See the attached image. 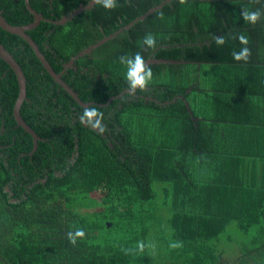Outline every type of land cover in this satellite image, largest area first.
Listing matches in <instances>:
<instances>
[{"label":"trees","instance_id":"trees-1","mask_svg":"<svg viewBox=\"0 0 264 264\" xmlns=\"http://www.w3.org/2000/svg\"><path fill=\"white\" fill-rule=\"evenodd\" d=\"M89 1L28 3L58 19ZM162 1L117 0L114 10L95 4L64 24L41 20L26 31L58 73L133 22L61 75L104 113L103 134L79 122L84 107L28 43L0 27V42L26 78L22 107L32 109L21 116L43 131L37 147L71 155L44 183H33L29 162L22 171L0 165V264H264V18L252 25L240 15L264 8V0H170L133 21ZM0 11L12 25L34 18L24 0H0ZM146 33L155 35V49L143 45ZM238 34L248 37L246 62L232 58L242 47ZM136 52L164 61L147 63L152 81L129 95L119 58ZM17 95L16 76L0 58L6 128L15 125L9 113ZM178 95L195 122L184 100L170 101ZM40 102L48 112H38ZM43 114L47 127L34 124ZM77 228L85 238L74 246L66 234ZM174 241L183 246L170 248Z\"/></svg>","mask_w":264,"mask_h":264},{"label":"flooded vegetation","instance_id":"flooded-vegetation-1","mask_svg":"<svg viewBox=\"0 0 264 264\" xmlns=\"http://www.w3.org/2000/svg\"><path fill=\"white\" fill-rule=\"evenodd\" d=\"M69 60L63 62L62 70L60 71L61 74H63V72H65L74 65V63L72 64V66L67 65ZM25 101H27V98ZM48 107L49 105L47 104V102H40V104L38 105L39 108L38 112L39 111L48 112ZM31 109L32 106L30 105H26L23 107L21 105L20 115H23L24 110L26 113H29ZM5 110H6L5 101L3 98H0V165H2L4 169L5 168H8L9 170L17 169L19 171H22L27 169L25 166L28 162L31 163L33 169L30 171L33 176V183L36 182L44 183L53 174L59 175L60 174L59 166L61 164L63 165L67 164L71 158V155H67L65 151L52 152L51 150L47 151V149L37 147L38 141L44 140L43 136L41 135V132L43 131L41 132L35 131L31 127V124L26 123L25 120L22 118L24 122L28 124L30 128L39 137L37 140V145L36 147H34L33 136L28 131H26L21 125L18 124V122L16 121L13 115V108L9 113V118L11 119V121L13 120L15 122V125L6 128L4 124L6 122H9V120L7 119L6 115H4ZM42 117H44L43 122H41L42 120L40 118H37V121L34 124L37 123L47 127L49 120L45 118L44 114L42 115ZM44 142L50 143L51 141L46 140ZM29 143H31V146H29ZM55 149L56 148L54 147L53 150ZM37 151L39 152L37 153ZM3 192L7 193V195H12V191L10 190V187L7 184L4 185Z\"/></svg>","mask_w":264,"mask_h":264},{"label":"water","instance_id":"water-1","mask_svg":"<svg viewBox=\"0 0 264 264\" xmlns=\"http://www.w3.org/2000/svg\"><path fill=\"white\" fill-rule=\"evenodd\" d=\"M170 0H164L161 3H159L158 5H156L155 7L149 9L148 11H146L144 14H142L140 17L136 18L133 21H137L139 19H142L144 16H146L147 14H149L150 12L154 11L157 8H160L163 4L169 2ZM24 3L27 7V9L33 14V21L31 23H27L24 25H12L10 24L1 14L0 11V27L11 33V34H15L18 35L19 37H21L26 43H28V45L31 47L32 51L34 52L35 56L37 57V59L39 60V62L42 64L43 68L47 71V73L49 74V76L51 78H53L66 92L69 93V95L78 103L80 104L82 107H88V105L90 103H86L84 101H82L79 96L77 95V93L66 83L62 80L61 78V72L57 73L52 66L50 65V63L46 60L45 56L42 54V52L40 51L38 45L35 43V41L32 39V37H30L26 31L33 29L34 27H36L39 22L42 21H46V22H50L52 24L55 25H59V24H64L66 21L72 19L75 15L83 12L86 9H90L91 7H93L95 4L92 3V0H90L86 5H79L77 8L73 9L71 12L67 13L66 15L58 18V19H52V18H46L44 17L41 13L36 12L28 3V0H24ZM133 22H130L129 24H126L125 26H123L121 29H119L116 32H112L108 35H105L103 38L99 39L97 42L89 45L88 47L82 49L81 51H79L76 55L72 56L68 62L67 65H71L74 63V61L81 55L83 54H89L92 49L96 48L97 46H99L100 44H102L103 42L109 40L110 38L116 36L118 34V32L122 31L124 28L129 27ZM0 58L3 59L8 65L9 67L13 70L15 76H16V80H17V85H18V95L16 98V101L14 103L13 106V115L16 119V121L18 122L19 125H21L26 131H28L34 138V147H36L37 145V140H38V135L30 128V126L28 124H26L24 122V120L22 119L21 115H20V108L22 103L26 100V78L24 76V73L22 71L21 66L18 64V62L15 60V58L10 54V52L4 47V45L0 42ZM157 61H164V60H154V59H148L146 61V63L149 62H157ZM172 62V61H171ZM127 91V89L125 90ZM128 92V91H127ZM114 98V97H112ZM109 99L107 103H109L111 100ZM177 98H180L182 100H184V103L187 107L188 113L191 116V119L195 122L196 118L193 116L192 111L190 110V107L188 105V102L184 99L183 96L178 95L176 97H174L172 100H170L171 102L175 101ZM170 101H166L164 103H169ZM99 106H101V104H99ZM106 226L109 227L110 223L107 222Z\"/></svg>","mask_w":264,"mask_h":264},{"label":"clouds","instance_id":"clouds-1","mask_svg":"<svg viewBox=\"0 0 264 264\" xmlns=\"http://www.w3.org/2000/svg\"><path fill=\"white\" fill-rule=\"evenodd\" d=\"M185 0H180V3H184ZM252 3H258L259 0H251ZM93 4H100L106 10H114L119 5L117 0H92ZM241 17L249 24L255 25L264 18V8L248 10L244 9L240 13ZM242 45L239 51L232 52V58L235 61H247L251 56V50L247 47L249 41L248 37L244 34H238L234 37ZM217 46H223L226 43L225 37H214ZM142 43L148 49H155L157 46V40L152 33H146L143 37ZM119 62L126 67V81L128 85V94L134 95L137 90L144 91L153 78L152 68L146 63L144 56L141 52H136L133 56H121ZM104 113L100 111L96 106L89 105L85 107L82 114L79 116V122L86 127H89L100 134L106 131V127L103 124ZM68 241L72 245H76L77 240L85 238V232L82 228H77L75 231H70L66 234ZM154 247V245H149ZM183 244L181 241H174L170 243V248H180ZM145 244L143 242L137 243L138 251H143ZM126 253L130 250H124Z\"/></svg>","mask_w":264,"mask_h":264},{"label":"rangeland","instance_id":"rangeland-1","mask_svg":"<svg viewBox=\"0 0 264 264\" xmlns=\"http://www.w3.org/2000/svg\"><path fill=\"white\" fill-rule=\"evenodd\" d=\"M97 195V194H96Z\"/></svg>","mask_w":264,"mask_h":264}]
</instances>
